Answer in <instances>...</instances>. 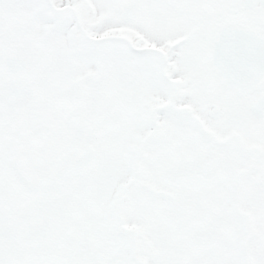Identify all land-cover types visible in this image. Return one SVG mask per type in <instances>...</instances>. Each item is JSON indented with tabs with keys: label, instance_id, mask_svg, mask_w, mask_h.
I'll use <instances>...</instances> for the list:
<instances>
[{
	"label": "snow or ice",
	"instance_id": "6c2138e0",
	"mask_svg": "<svg viewBox=\"0 0 264 264\" xmlns=\"http://www.w3.org/2000/svg\"><path fill=\"white\" fill-rule=\"evenodd\" d=\"M0 264H264V0H0Z\"/></svg>",
	"mask_w": 264,
	"mask_h": 264
}]
</instances>
